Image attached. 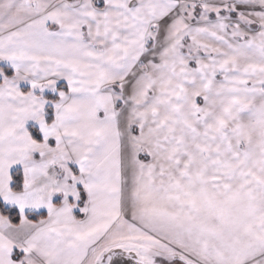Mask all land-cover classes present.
<instances>
[{"label":"snow or ice","instance_id":"6c2138e0","mask_svg":"<svg viewBox=\"0 0 264 264\" xmlns=\"http://www.w3.org/2000/svg\"><path fill=\"white\" fill-rule=\"evenodd\" d=\"M0 264H264V0H0Z\"/></svg>","mask_w":264,"mask_h":264}]
</instances>
